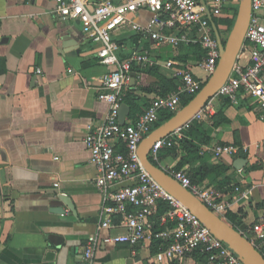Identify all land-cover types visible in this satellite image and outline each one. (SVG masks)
<instances>
[{
	"label": "crops",
	"instance_id": "0c3cea01",
	"mask_svg": "<svg viewBox=\"0 0 264 264\" xmlns=\"http://www.w3.org/2000/svg\"><path fill=\"white\" fill-rule=\"evenodd\" d=\"M198 1L208 6L211 0ZM238 1L228 0L212 20L222 38ZM149 18V12L143 11L133 20L145 26ZM114 39L119 58L144 51L150 59L131 68L134 77L125 96L129 94L136 107L123 101L129 107L124 121L135 118L151 98L160 95L154 87L167 88L168 80L176 86L180 83L175 74L178 66L188 65L202 83L207 80V74L194 65L201 56L195 45L156 46L146 33L132 30ZM96 48L78 21L56 14L53 0H0V264H88L83 248L95 233L99 243L90 264H203L194 255L157 263L152 240L114 243L105 239L123 234L122 228L98 229L103 201L84 142L86 133L101 125L108 111V104L97 95L100 78L109 68L99 62ZM167 62L175 64L168 67ZM153 67L164 81L142 71ZM211 105L212 114L196 121L204 137L201 147L209 148L203 160L228 166L217 180L228 177L240 192L219 216L232 225L225 219L232 215L246 237L245 230L264 215V122L245 103L232 105L212 97ZM220 110L227 121L215 125L212 115ZM227 143L248 150L235 157H215L210 148ZM177 144L175 155L161 150L160 168L174 167L184 156ZM117 149L122 150V145L118 143ZM238 158L246 159L242 169L233 167ZM199 164L196 160L193 165ZM189 166L184 165L185 172ZM60 195L70 199L74 212Z\"/></svg>",
	"mask_w": 264,
	"mask_h": 264
},
{
	"label": "built area",
	"instance_id": "2783aa9c",
	"mask_svg": "<svg viewBox=\"0 0 264 264\" xmlns=\"http://www.w3.org/2000/svg\"><path fill=\"white\" fill-rule=\"evenodd\" d=\"M53 1L57 15L80 23L87 39L97 45L94 51L99 62L109 68L100 78L97 95L98 100L108 104L107 114L102 124L90 128L84 137L90 153L89 161L96 170L94 185L103 201L98 229L124 230L123 234L105 240L130 245L145 240H161L166 246L154 254L157 263L182 260L200 249L208 253L203 264H244L195 215L152 179L138 156L141 140L153 129L160 113L175 114L180 109L183 96L193 97L200 90L202 80L196 77L192 67L175 68L180 83L174 91L163 96L155 95L135 118L124 121L122 125L118 121L132 66H141L150 59L144 51L119 58V46L114 36L132 30L146 33L156 46L198 45L202 56L194 65L202 69L208 79L219 58L212 20L219 16L228 0H211L208 6L198 0ZM143 11L150 14L145 26L133 20ZM173 64L175 62H167L168 67ZM36 73L39 74L40 69L37 68ZM216 97L226 99L232 105L245 103L252 106L257 118L264 122V0H251L243 44L229 76L213 98ZM211 99L190 120L154 142L149 159L159 162L162 148L171 147L184 138L192 121H201L212 114ZM118 143L122 150L117 149ZM206 149L209 148L203 146L200 152ZM210 149L217 158L235 157L248 150L245 145L231 143L217 144ZM163 170L220 216L225 214L232 201L237 200L236 195L240 192L237 185L226 194L211 185L193 184L184 169L167 167ZM160 202L167 203L168 208L158 214ZM246 231V238L264 258V215ZM98 237L95 233L85 241L82 255L88 264L99 243Z\"/></svg>",
	"mask_w": 264,
	"mask_h": 264
},
{
	"label": "water",
	"instance_id": "95a60500",
	"mask_svg": "<svg viewBox=\"0 0 264 264\" xmlns=\"http://www.w3.org/2000/svg\"><path fill=\"white\" fill-rule=\"evenodd\" d=\"M250 13L251 0H239L233 24L224 40L219 37L215 25L212 24L219 48V58L215 71L206 80L197 94L168 120L152 129L141 140L138 148V156L142 166L152 179L160 185L164 191L195 215L201 224L217 239L226 244L244 264H264V258L260 252L240 231L227 223L219 215L215 214L207 205L200 201L189 190L182 187L174 178L149 159V152L154 142L169 135L176 128L190 120L209 99L215 96L219 87L225 82L243 44ZM2 40L5 41L6 38ZM131 76L134 77V73H131ZM128 114L129 107L127 104L122 103L118 112V121L121 125L124 123V118ZM245 162L246 159L238 158L234 161L233 167L235 169H242ZM59 199L66 207L74 212V206L68 197L60 195Z\"/></svg>",
	"mask_w": 264,
	"mask_h": 264
},
{
	"label": "trees",
	"instance_id": "16d2710c",
	"mask_svg": "<svg viewBox=\"0 0 264 264\" xmlns=\"http://www.w3.org/2000/svg\"><path fill=\"white\" fill-rule=\"evenodd\" d=\"M234 18L230 19L227 22V29L229 28L228 30H230V28L233 24ZM215 24H216V22H215ZM217 27H218V25H216V28ZM195 47H199V46L195 45ZM200 54L202 56L201 50H200ZM201 56H199L198 58L200 59ZM199 59H196V61H198ZM142 71L143 72L148 71V73L149 72L152 73L153 75H155L158 78L159 81L165 80L160 74L157 73V70L155 67L150 68L149 70H146L145 68H143ZM167 83H168L167 88L156 86L153 89L155 91H157V93L160 94L161 96H163L165 94L166 90H168V89H171L172 91H174V89L176 88L175 81L168 80ZM204 83L201 84V87L203 86ZM148 90H150V89H148ZM191 98L192 97H185L184 99H182L181 100V103H182L181 106L185 105ZM220 99L229 104V102L226 99H223V98H220ZM123 101L125 103H127L128 105H130L132 108L136 107V106H133L131 99L129 97V94H126V96L123 98ZM172 115H173V113L161 112L159 115L158 121L154 125L153 129L155 127H157L159 124H161L162 122L168 120ZM212 119H213V123L215 125H218L222 122L227 121V118L225 117V115L223 114V112L221 110L217 111L214 115H212ZM203 140H204L203 132L200 129L199 123L196 121H192L190 123L189 129L184 134V138H182L180 141L176 142V144L178 143L177 145L178 146L180 145L181 149H183L185 153H184V156L178 162V164L174 166V168L178 170V169H183L185 164L192 165L186 169V172H187V175L189 176V178L193 184L211 185V186L215 187L216 189L220 190L222 193L228 194L231 192V190L233 189L235 184L231 183V179H229L228 177H225L220 181L217 180V177L222 175L228 169V166L223 164V163L214 164V165H208L207 163H205V161L203 160V155L205 153L200 152L201 151V144H202ZM176 144H174L168 148H162L161 150L168 152V154L175 155L176 151H177ZM160 154H161V151H160ZM196 160L200 161V164L197 166L193 165ZM152 162L156 166H159L158 162H156V161H152ZM252 167H255V166H252ZM167 208H168L167 203H165V202L160 203V206L158 209V214L163 213ZM225 219L228 222H230L235 229H237L238 231L241 230V228H239V226H237L235 224L234 218L232 215L229 216V214H226ZM165 246H166V243L162 242L161 240L152 239V243H151L152 251L157 252L159 249H162ZM191 255H194L199 262H204V261H206L208 253L206 251H202L200 249H197Z\"/></svg>",
	"mask_w": 264,
	"mask_h": 264
},
{
	"label": "rangeland",
	"instance_id": "374dc122",
	"mask_svg": "<svg viewBox=\"0 0 264 264\" xmlns=\"http://www.w3.org/2000/svg\"><path fill=\"white\" fill-rule=\"evenodd\" d=\"M228 29H229V28H228ZM228 29H227V31H226V34H225V36H224V39L227 37L228 31H229Z\"/></svg>",
	"mask_w": 264,
	"mask_h": 264
}]
</instances>
